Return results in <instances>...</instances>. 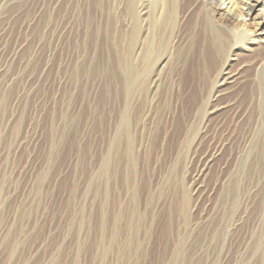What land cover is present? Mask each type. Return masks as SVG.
I'll list each match as a JSON object with an SVG mask.
<instances>
[{
    "label": "rangeland",
    "instance_id": "obj_1",
    "mask_svg": "<svg viewBox=\"0 0 264 264\" xmlns=\"http://www.w3.org/2000/svg\"><path fill=\"white\" fill-rule=\"evenodd\" d=\"M260 1L215 0L243 79L209 99L171 49L202 0H182L170 59L129 94L131 0H0V264H264V107L247 64L262 50L244 45L264 38Z\"/></svg>",
    "mask_w": 264,
    "mask_h": 264
},
{
    "label": "bare ground",
    "instance_id": "obj_2",
    "mask_svg": "<svg viewBox=\"0 0 264 264\" xmlns=\"http://www.w3.org/2000/svg\"><path fill=\"white\" fill-rule=\"evenodd\" d=\"M202 1L200 11L189 20L190 25L185 38L181 40L179 46L171 45V49L173 62L177 67L182 65L193 92L199 95L202 90L208 91L210 99L213 92L215 94L224 90L222 88L227 84L234 85L242 81L240 72L229 71L231 60H234L231 59L232 56H236L242 46L237 42L233 43L234 38L229 31L235 21L234 15L214 7L215 0ZM131 2L130 33L124 37L125 40L121 38L122 46L118 52L120 61L123 63L128 59L131 60L132 55H135L134 61L127 69H124V76L128 79L126 94H129L132 89L136 91L144 87L150 70L149 66L155 67L160 60L166 63L170 59L167 55H163V50L167 40L174 42L179 39L175 35L178 32L177 28L179 30L180 20H178L177 12L179 10L180 14L182 11V0H145L136 6H133L134 0ZM260 4L264 9L263 0ZM251 9V6H247V15L250 14ZM261 15L264 19V10ZM142 27L145 36L143 43H140ZM259 41L262 43L257 44L251 41L244 45L248 46L249 52L254 50V44L262 50V55L247 63L255 70L254 76L249 81L251 101L261 108L264 107V38H260ZM141 64H144V68ZM153 77L155 76L150 78L152 84L155 83V80H152ZM155 85L153 84L154 87ZM121 123L122 129H125L124 117ZM122 132L124 133V130Z\"/></svg>",
    "mask_w": 264,
    "mask_h": 264
}]
</instances>
